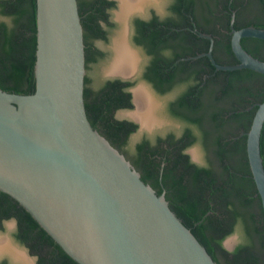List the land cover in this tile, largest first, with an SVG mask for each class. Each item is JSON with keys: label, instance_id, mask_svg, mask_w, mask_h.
I'll return each mask as SVG.
<instances>
[{"label": "trees", "instance_id": "1", "mask_svg": "<svg viewBox=\"0 0 264 264\" xmlns=\"http://www.w3.org/2000/svg\"><path fill=\"white\" fill-rule=\"evenodd\" d=\"M78 5L87 69L84 97L93 127L126 155L146 183L164 193L218 264H264V209L247 153V133L264 101V74L249 68L218 70L201 55L210 40L200 35H213L218 63H239L231 45L232 26L264 28V0H171L165 18L133 20V40L150 57L143 76L159 94L175 93L166 110L183 128L155 138L144 134L132 148L130 138L139 125L117 118L116 112L134 108V82H98L88 74L107 55L95 41H109L116 1L78 0ZM0 15L10 19H0V88L32 94L37 0H0ZM242 45L264 60V39L246 37ZM195 145L202 147L204 164L188 152ZM261 152L264 162V127ZM7 221L15 222L14 238L37 264H79L18 201L0 191V229ZM236 232L240 242L230 250L224 241Z\"/></svg>", "mask_w": 264, "mask_h": 264}, {"label": "water", "instance_id": "2", "mask_svg": "<svg viewBox=\"0 0 264 264\" xmlns=\"http://www.w3.org/2000/svg\"><path fill=\"white\" fill-rule=\"evenodd\" d=\"M117 1L114 45L124 34L135 49L129 40L131 18L147 13L154 0L144 1L140 9L135 7L123 17L122 0ZM200 35L210 40L209 50L201 55L208 56L218 70L249 68L264 74V60L242 45L246 37L264 39V28L232 26L231 45L239 63L231 65L216 61L213 35ZM36 54L34 93L0 88V191L18 201L79 264H218L172 210L164 193L159 195L146 183L126 155L93 127L84 97L87 69L78 0H37ZM137 68L129 75H106L135 79ZM139 84L151 92L144 81ZM137 87L130 89L134 109L125 116L139 124V132L152 134L165 123L163 102L151 93L157 100L152 112L155 122L144 126L132 115L138 108ZM263 127L264 101L247 133L250 168L264 209ZM197 149L188 152L202 164ZM0 238L30 264H37L36 257L9 235ZM232 240L224 242L230 250ZM5 256L12 264H26L1 250L0 258Z\"/></svg>", "mask_w": 264, "mask_h": 264}, {"label": "bare ground", "instance_id": "3", "mask_svg": "<svg viewBox=\"0 0 264 264\" xmlns=\"http://www.w3.org/2000/svg\"><path fill=\"white\" fill-rule=\"evenodd\" d=\"M144 1L146 0H122V10L120 12V16H126V14L135 7L136 9H140ZM156 2L159 4L160 0H156ZM114 49L116 50V56L106 68L107 72L122 75H129L135 72L138 63L141 60V55L137 49L131 48V46L126 42L124 34H122L119 39H116ZM136 98L138 108L132 113V115L141 121L144 126L151 127L155 122L152 112L153 109L157 107V100L143 84L137 87ZM194 155H197L195 150ZM1 250L10 252L26 264H30V261L22 252L13 248L12 245L3 238H0V251Z\"/></svg>", "mask_w": 264, "mask_h": 264}, {"label": "flooded vegetation", "instance_id": "4", "mask_svg": "<svg viewBox=\"0 0 264 264\" xmlns=\"http://www.w3.org/2000/svg\"><path fill=\"white\" fill-rule=\"evenodd\" d=\"M116 1V7L115 8H112L111 10H110V13H111V20L114 22V23H116V26L114 27V28H112V29H109V34H108V37H109V41H105V40H101V39H99V40H96L95 41V46L97 47V48H99V49H101V50H103L104 52H106L107 53V55H106V57L105 58H107L108 57V55H110V59H109V61H108V63L106 64V66L104 67V69L102 68V71H103V73H101L102 74V76L104 75V77L105 78H103L102 80H106V79H109V78H111V79H113V78H118V77H109V76H107L106 75V72H107V70H106V68L109 66V64L113 61V59H114V41H113V38H114V36H115V32H116V30H115V32L113 33V30L115 29V28H117L118 29V22L117 21H115L114 19H115V13H114V11H115V9H118V1L117 0H115ZM168 7H169V4H165V7L161 10V11H159V8H151L147 13H145L144 15H134L132 18H131V27H132V35H131V37H132V43L134 44V45H132L135 49H137V50H139V52H141L140 53V55H141V60H140V62H139V65H138V68H137V77H135V79H130L129 81H132V82H134V85L132 86V88H134V87H137V86H139L140 84H139V82H141V81H144V82H146V83H148L150 86H151V88L153 89V91L156 93V94H159L155 89H154V87H153V85L152 84H150L145 78H144V76H143V74H144V71H145V67H146V65H148V62H149V60H150V57L148 56V55H146V53H145V51H144V49L141 47V46H139V45H137L135 42H134V40H133V34H134V27H133V20L135 19V18H141V19H144V20H150L154 15H156V16H158L159 18H161V19H163V18H165L168 14H169V10H168ZM104 25V27L105 28H107V25L106 24H103ZM104 58V59H105ZM102 60H100L99 62H97V63H94L93 65H95L94 66V69H96L97 67H98V65H99V63L101 62ZM99 73H100V70H99ZM87 74V73H86ZM101 76V75H100ZM130 89H131V87H130ZM151 93H152V91H151ZM153 94V93H152ZM159 95H161V94H159ZM166 100L164 101V105H166ZM118 118V117H117ZM121 119V118H120ZM123 119V118H122ZM125 119H127V118H125ZM136 123V122H135ZM138 124V123H137ZM139 125V124H138ZM169 127H170V125L169 126H167V124L166 123H164L163 124V126L161 127V128H157V130H155V132H153L152 134H150L148 131H145L146 132V134H147V136L148 137H150V138H155V136L156 135H164V134H166V133H168L169 132ZM173 129V128H172ZM174 130H177L176 128H174ZM139 132V129H138V131H137V133ZM191 148H194V146L193 147H191ZM190 148V149H191ZM198 151V155H199V157H200V159H201V155H200V150L199 149H197ZM191 155V154H190ZM191 157H192V155H191ZM202 158L204 159V162H205V158H204V154H202ZM201 161H202V159H201ZM8 222H10V221H7V222H5V227H4V229L6 228V226H7V223ZM4 229H0V231H2V230H4ZM4 259H7L8 260V262H9V264H12L11 263V261L7 258V257H2V258H0V262H2ZM37 263V262H36Z\"/></svg>", "mask_w": 264, "mask_h": 264}, {"label": "rangeland", "instance_id": "5", "mask_svg": "<svg viewBox=\"0 0 264 264\" xmlns=\"http://www.w3.org/2000/svg\"><path fill=\"white\" fill-rule=\"evenodd\" d=\"M158 1V0H157ZM154 2L155 3H153L152 5H151V7H149V9H147V12L153 7V8H159V11H161L164 7H165V4L167 5V4H170V2H171V0H160V3L159 4H157V2H156V0H154ZM162 12V11H161ZM0 19H4V20H7V21H10V19L9 18H6V17H3V16H1L0 15ZM115 30H117V28H115L114 30H113V33L115 32ZM131 35H132V27H131V22H130V32H129V40H130V42H131V44L132 45H134L133 43H132V37H131ZM141 53V52H140ZM109 59H110V55H108V57L107 58H105V59H103L100 63H99V65H98V67L96 68V69H94V66H93V68H92V70H90L89 72H88V74L93 78V79H95V81H97L98 80V82H100V81H102V79L103 78H105L104 77V75L102 76V74L101 73H103V71H102V68L104 69V67L106 66V64L108 63V61H109ZM99 70H100V73H99ZM101 75V76H100ZM146 83V82H145ZM147 84V86L150 88V90L152 91V93H154L155 94V96L156 97H158V99L161 101L162 100V102H163V106H164V111L162 112V114H163V117L165 118V123L167 124V126H169L170 125V127H169V129L168 130H171L172 128L174 129V128H176L178 131L179 130H181L182 128H183V123L182 122H180L178 119H175V118H173L172 116H170V114L167 112V110H166V105H164V101L166 100H169V99H172L173 98V96L175 95V93L173 92V93H169V94H166V95H159V94H156L154 91H153V89L151 88V86L148 84V83H146ZM134 108H132V109H121V110H118L117 112H116V117H118V118H123V119H125L126 118V116H125V113L126 112H128V111H131V110H133ZM144 134H146V132L145 131H143V132H136V133H134L132 136H131V138H130V146H131V148L136 144V142H138L141 138H142V136L144 135ZM194 147H196V148H198L199 150H200V155H201V159H202V164H204L205 162H204V159L202 158V154H204V152H203V150H202V147L200 146V145H195ZM10 222H12V224L13 225H11V226H8V224H7V226H6V228L4 229V230H2V231H0V234H3V235H9V237H10V239L12 240V242L13 243H17V244H19L20 246H22L20 243H18V241L14 238V236H13V231L15 230V222H13V221H10ZM9 223V222H8ZM233 237V240L231 241V243H230V247H232V249L240 242V234H239V232H236V233H234V234H232L231 236H229L227 239H229V238H232ZM226 239V240H227ZM225 240V241H226ZM224 241V242H225ZM24 247V246H23ZM25 248V247H24ZM229 249V248H228ZM231 249V250H232ZM31 255V254H30ZM6 257V256H5Z\"/></svg>", "mask_w": 264, "mask_h": 264}]
</instances>
